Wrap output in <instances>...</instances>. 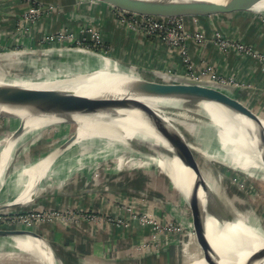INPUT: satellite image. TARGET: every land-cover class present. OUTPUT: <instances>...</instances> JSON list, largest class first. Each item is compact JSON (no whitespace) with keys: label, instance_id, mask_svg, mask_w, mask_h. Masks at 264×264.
Here are the masks:
<instances>
[{"label":"rangeland","instance_id":"1","mask_svg":"<svg viewBox=\"0 0 264 264\" xmlns=\"http://www.w3.org/2000/svg\"><path fill=\"white\" fill-rule=\"evenodd\" d=\"M19 1L23 2L26 8L14 28L0 29V63L5 64L6 72L27 76L34 71V66L37 67L44 60L51 59L50 62L55 63V61L75 59L74 57L61 59L55 54L48 58L44 55V52L48 50L82 48L106 56L114 51V46L104 40L100 29L97 32L101 39H97L91 32H85L83 27L77 31L63 27L49 34H38L33 27L43 16L42 6L33 0ZM47 11L50 14H59L56 6H49ZM218 33L225 38L241 39L215 29L214 35L217 36ZM99 41L101 42L98 43ZM124 57L125 55L121 52L117 58L112 59L121 66L130 65L140 70L156 65L129 64L123 60ZM132 58L134 63L133 54L130 59ZM88 70L89 75L96 74V68ZM147 77L149 74L145 73V78ZM230 77L238 80L235 74ZM240 86L243 89H240L238 94L242 92L245 103L264 121V115L261 114L264 112V99H261L264 93H260L259 99H253L258 91L252 92L253 88L249 83ZM169 108L168 111L172 114L180 115L177 108L171 106ZM7 119L9 118H0L1 139L13 135L18 125V123H5ZM181 124L184 126L182 129L189 136L188 139L195 142L196 137L192 135L191 129L196 126L189 123L187 125L185 121ZM75 128L77 126L69 122L46 126L18 145L14 159L5 168V175H2L5 177L0 183V227L14 225L19 228L22 226L31 228L43 236L45 241L55 246L62 240L60 235L45 237L40 225L59 223L69 231L80 230L88 236H91L92 227H95V231L103 232L109 229L123 231L133 229L132 231L135 232V227L138 225L147 232V235L137 243L135 249L159 258L157 264H195L201 261L205 253L197 237L199 229L195 227L186 198L177 188H173L167 172L161 170L145 154L144 148L140 149L139 154L131 151L111 152L102 160L101 158L84 160V164L81 165L77 162L79 154L76 150L65 151L66 146L70 145L67 144L69 141L70 143L73 140L78 142L82 138V131L80 129L76 131ZM75 134H78L76 139H74ZM200 137L209 141L213 139L212 147L216 150L221 146L217 139L214 142L215 137L208 131L203 130ZM202 149L208 151L206 148ZM159 153L163 157L168 155L164 148H161ZM196 153L200 166L206 173L208 184L218 186L221 183L222 187L218 186V188L224 202L222 205L228 206L235 218H244L250 226L260 229L259 232L263 231L264 234V173L239 172L238 169L233 168L230 161L222 162L218 155H213L214 158L211 159L200 152L196 151ZM50 155L57 156L55 164H52L55 174L41 179L29 199L16 203L18 195L23 190V185L16 183L19 178L17 173L23 167ZM134 160L142 163L141 168L138 165H132ZM213 174H216V178ZM222 205L220 204L223 208ZM218 213L215 212V214ZM68 245L71 244L68 243ZM174 254H176L175 257ZM0 257H2L1 260L4 258V264H42L36 256L6 246L0 247ZM47 264H57V262L55 263L54 258L51 257Z\"/></svg>","mask_w":264,"mask_h":264},{"label":"bare ground","instance_id":"2","mask_svg":"<svg viewBox=\"0 0 264 264\" xmlns=\"http://www.w3.org/2000/svg\"><path fill=\"white\" fill-rule=\"evenodd\" d=\"M215 1L225 3L228 0ZM251 12L264 13V0L259 1ZM54 54L61 59L64 57L67 59L74 57L75 59L55 61V63L50 62L51 59L44 60L39 65L37 64V67L34 66V71L27 76L25 73L24 76L8 73L5 64L0 63V86L12 88L15 92L25 88L51 89L90 96L129 97L139 100L145 105L59 117L56 115L35 116L30 108L0 104V116L4 114L16 117L15 120L5 123L14 124L22 121L26 125L18 137L12 135L0 138V183L3 182L2 178L5 176L2 175H5V168L9 160L13 161L15 149L20 143L46 126L64 122L73 123L77 126L76 131L78 129L82 131V138L78 142L73 140L69 146H66L65 151L74 152L76 150V153L79 154L77 161L79 164L83 165L84 160L91 161L96 158L102 160L111 152L131 151L139 154L140 149L144 148L145 154L161 170L167 172L176 184L177 190L185 196L187 201L189 196L195 197L201 207L206 209L208 213L206 231L201 228L199 232L204 234L209 251L206 252L199 242L205 254H203L204 258L195 264H209L208 259L212 258L218 260L220 264H264V255H261L259 259H254L264 248L263 231L259 232L260 229L257 230L250 226L244 218H235L232 215V210L225 204L222 205L224 202L218 188V186L222 187L221 183L218 186L210 185L209 188L204 181L196 177L192 168L184 162L182 157L176 155L174 148L159 130L156 117L151 109L160 112L168 126L174 124L173 127L178 132L179 140L184 145L187 142L193 143L195 152H200L206 158L211 159L214 158L213 155H218L223 160L222 162L230 161L234 169L249 174L264 173V142L260 136V134L264 136V121L261 119L263 125L259 126L252 119L235 113L218 101L206 99L198 93L192 97L183 93L165 91V96L155 97L135 92L130 87L128 88V84L130 85L135 79H146L145 72L143 74L133 72L135 68L127 65L126 69L129 68L130 72L126 73L124 66L105 54L94 53L82 48L44 52L48 58ZM76 59L78 60L75 61ZM18 67L20 68V66ZM89 68H96V74L93 72L94 74L89 75L90 73H87ZM86 74L88 75L86 76ZM134 75L136 78L132 77ZM164 106L177 108L182 118L174 119L172 113L165 110ZM182 121H185L187 125L189 123L196 126L191 129L192 135L196 137L195 142L188 139V134L182 129L184 128L181 124ZM203 130L213 134L214 142L217 139L221 144L220 150L217 149L221 151L220 153L212 147L213 139L209 141L200 137ZM76 138H78V134H75L74 139ZM161 148L166 149L169 155L161 156L159 153ZM202 148H206L208 151H203ZM56 158V155H50L23 167L17 173L19 178L16 183L23 185V190L18 195L16 203L29 199L41 179L55 174L52 164H55ZM134 164L142 166L140 161L134 160L132 165ZM203 173L206 180V173L204 171ZM213 177L216 178V174H213ZM224 206L227 210L224 209ZM214 211L219 213L215 214ZM25 229L32 230L24 226ZM26 230L24 232H27ZM5 238L6 240L0 243L1 245L34 255L42 264H47L51 257L54 258L50 247L43 239H37L30 234ZM198 240L200 241L199 237Z\"/></svg>","mask_w":264,"mask_h":264},{"label":"crops","instance_id":"3","mask_svg":"<svg viewBox=\"0 0 264 264\" xmlns=\"http://www.w3.org/2000/svg\"><path fill=\"white\" fill-rule=\"evenodd\" d=\"M34 1L42 6L43 11V16L33 27L38 31V34H49L63 27L77 31L80 27L94 25L101 30L104 40L114 46V51L107 54L111 58H117L119 53L123 52L125 55L123 60L129 64L184 66L180 56L171 52L164 42L147 38L140 32L128 29L124 23L119 22L115 14L92 10L78 5L73 0ZM51 5L57 7L59 14H50L47 11ZM25 8V4L19 0H0V29H13ZM184 21L186 30L190 34H193L199 27L206 30L208 37H211L215 29H219L228 35L241 38L257 52L264 53V13L241 12L230 16L185 19ZM188 48L195 63L205 61L222 75L233 76L235 74L238 80L249 83L253 88L252 92L258 91L257 96L253 99H259L260 93H264V71L258 61L249 57H239L233 50L228 53V56H224L212 42L200 47L191 40L188 42ZM132 54L136 58H134V63H132L133 58L130 59ZM129 55L131 57H128ZM240 91L239 89L238 92ZM244 96L246 97L247 94ZM261 99H264V96ZM261 114L264 115V112ZM13 226L4 225L5 228ZM40 228L45 237L57 234L62 239L55 246L45 241L57 264H157V260H159L154 255L141 253L135 249L137 243L147 235V232L138 225L135 227V232L132 231L133 229L124 231L109 229L103 232L95 231V227H92L90 229L91 236L80 230L69 231L59 223H44L40 225ZM43 239L46 240L44 237ZM3 240L6 238L0 237V243ZM63 240H65L64 243ZM2 246L0 244V247ZM116 250L117 252H115ZM175 256L176 254H174ZM3 259H0V264H4Z\"/></svg>","mask_w":264,"mask_h":264},{"label":"water","instance_id":"4","mask_svg":"<svg viewBox=\"0 0 264 264\" xmlns=\"http://www.w3.org/2000/svg\"><path fill=\"white\" fill-rule=\"evenodd\" d=\"M82 6L92 10L107 11L115 15H126L136 17H153L160 19H200L217 16H230L241 12H251L253 7L261 0H228L221 3L215 0H73ZM126 69V67H125ZM122 68V70H125ZM129 69V68H128ZM126 69V73L130 72ZM151 69V70H150ZM123 72V71H122ZM133 72L149 74L147 79H138L128 84L135 92L145 93L155 97L165 96V91L172 93H183L186 96H194L198 93L206 99L218 101L225 105L228 109L235 113L241 114L252 119L259 126L263 125L260 115L254 109L248 106L243 100L241 94H238L237 88L222 83L211 75L187 66L179 67L175 65L161 66L155 65L152 68L135 69ZM131 72V73H133ZM135 77L136 76H132ZM205 88V89H203ZM9 87L0 86V104L21 108H30L35 116L40 115H56L59 117H67L72 114H89L98 111H108L114 108L124 107H142L145 104L139 100L129 97H111V96H90L77 94L71 91L60 90H36V89H19L15 92ZM170 106H164L165 110H169ZM156 117L159 130L174 148L176 155L182 157L184 162L192 168L197 178L204 181L210 188L208 182L204 178L200 161L194 150L193 143L180 142L178 132L175 130L174 124L168 126L163 120L160 112L151 109ZM174 119H181L182 116L172 114ZM7 117V120H15L16 117L9 115H1L0 118ZM6 120V121H7ZM17 128L13 131V136H17L24 131L26 125L19 121ZM12 136V135H11ZM264 142V136H262ZM70 144V141L67 143ZM169 155V153H168ZM167 155V156H168ZM10 160L7 164L9 166ZM170 177V176H169ZM173 188L176 189L173 179L170 177ZM184 196V195H183ZM185 197V196H184ZM191 216L195 221L197 229L203 228L206 231V219L208 213L202 208L199 201L192 196L188 198ZM226 210V209H225ZM215 216V215H214ZM217 216V215H216ZM13 226L10 228L0 227V237L20 236L30 234L37 239H43L42 236L33 230H26ZM198 237L206 252L209 251L207 241L203 233H199ZM44 240V239H43ZM45 241V240H44ZM264 255V248L259 251V255L254 259H259ZM209 264H220L218 260L208 259Z\"/></svg>","mask_w":264,"mask_h":264},{"label":"built area","instance_id":"5","mask_svg":"<svg viewBox=\"0 0 264 264\" xmlns=\"http://www.w3.org/2000/svg\"><path fill=\"white\" fill-rule=\"evenodd\" d=\"M117 18L119 22L124 23L131 30L140 32L147 38H153L164 42L171 49V52L180 56L185 66L201 70L229 86L243 89L240 85L244 83L235 80L233 77L222 75L218 71H215L216 69L208 65L205 61H202V63H195L189 53V41H194L200 47L208 42H212L220 49L221 54L224 56H228V53L233 50L237 52L239 57H249L258 61L264 71V53L257 52L251 45L245 43L241 39L225 38L221 33H218L217 36L213 34L211 37H208L206 30L199 27L193 34H190L186 30L185 21L182 18L160 19L126 15H117ZM84 29L85 32H91L97 39H101L97 32L99 28H96L94 25L86 26ZM100 42L101 41L98 43Z\"/></svg>","mask_w":264,"mask_h":264}]
</instances>
